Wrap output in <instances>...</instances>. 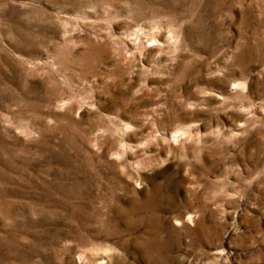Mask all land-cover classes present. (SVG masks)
Listing matches in <instances>:
<instances>
[{
  "label": "rangeland",
  "instance_id": "rangeland-1",
  "mask_svg": "<svg viewBox=\"0 0 264 264\" xmlns=\"http://www.w3.org/2000/svg\"><path fill=\"white\" fill-rule=\"evenodd\" d=\"M0 264H264V0H0Z\"/></svg>",
  "mask_w": 264,
  "mask_h": 264
}]
</instances>
